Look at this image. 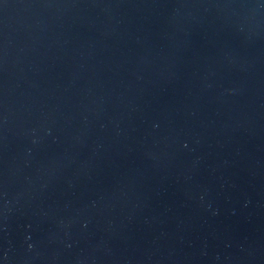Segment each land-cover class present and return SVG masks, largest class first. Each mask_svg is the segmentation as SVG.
I'll list each match as a JSON object with an SVG mask.
<instances>
[{
  "label": "water",
  "instance_id": "water-1",
  "mask_svg": "<svg viewBox=\"0 0 264 264\" xmlns=\"http://www.w3.org/2000/svg\"><path fill=\"white\" fill-rule=\"evenodd\" d=\"M0 264H264V0H0Z\"/></svg>",
  "mask_w": 264,
  "mask_h": 264
}]
</instances>
